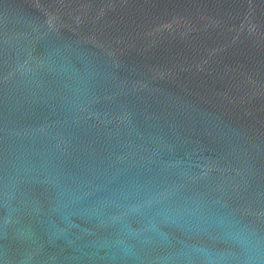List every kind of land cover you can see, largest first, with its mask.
Segmentation results:
<instances>
[{"label": "water", "instance_id": "1", "mask_svg": "<svg viewBox=\"0 0 264 264\" xmlns=\"http://www.w3.org/2000/svg\"><path fill=\"white\" fill-rule=\"evenodd\" d=\"M0 264H264V0H0Z\"/></svg>", "mask_w": 264, "mask_h": 264}]
</instances>
